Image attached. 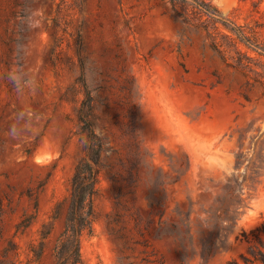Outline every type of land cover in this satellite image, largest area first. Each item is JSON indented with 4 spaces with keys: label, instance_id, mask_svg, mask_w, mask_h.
<instances>
[{
    "label": "rangeland",
    "instance_id": "obj_1",
    "mask_svg": "<svg viewBox=\"0 0 264 264\" xmlns=\"http://www.w3.org/2000/svg\"><path fill=\"white\" fill-rule=\"evenodd\" d=\"M209 1L264 41L250 0ZM207 22L180 0H0V264L55 261L85 85L106 149L83 263L264 264V56L235 68Z\"/></svg>",
    "mask_w": 264,
    "mask_h": 264
},
{
    "label": "trees",
    "instance_id": "obj_2",
    "mask_svg": "<svg viewBox=\"0 0 264 264\" xmlns=\"http://www.w3.org/2000/svg\"><path fill=\"white\" fill-rule=\"evenodd\" d=\"M180 1L190 4L196 12L206 17L208 24H204L203 27L208 37L209 46L224 61L231 58L232 63L229 64L237 69H243L249 67L251 60L257 58L251 52H254L258 57L264 56V41H259L256 35H250L245 24L238 23L230 16H224L211 1ZM250 1L253 10L258 13L259 19L256 20V24L264 27L263 0ZM260 64L264 66L263 62ZM78 120L86 142V154L74 167L71 177L70 201L64 219V227L56 238L53 264H84L80 251L81 235L84 231L92 230L95 220L93 201L98 191L99 170L106 147L103 138L94 128L93 97L86 85L84 97L78 109ZM170 164L174 170L179 171L182 161H171ZM118 189L120 190L119 186ZM59 210L60 202H57L51 212V219L58 216ZM175 210L179 215H182L179 208ZM170 225L176 228L178 221H171ZM47 232V229H41V236L44 237ZM33 252L36 255L39 254L35 249Z\"/></svg>",
    "mask_w": 264,
    "mask_h": 264
}]
</instances>
